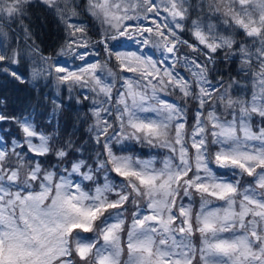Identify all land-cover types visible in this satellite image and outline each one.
<instances>
[{
    "label": "snow or ice",
    "instance_id": "1",
    "mask_svg": "<svg viewBox=\"0 0 264 264\" xmlns=\"http://www.w3.org/2000/svg\"><path fill=\"white\" fill-rule=\"evenodd\" d=\"M20 85L0 264H264V0H0Z\"/></svg>",
    "mask_w": 264,
    "mask_h": 264
},
{
    "label": "trees",
    "instance_id": "2",
    "mask_svg": "<svg viewBox=\"0 0 264 264\" xmlns=\"http://www.w3.org/2000/svg\"><path fill=\"white\" fill-rule=\"evenodd\" d=\"M31 23L33 29L36 32L37 43H40L46 54L50 53L53 50V45L58 43V36L60 34L57 31V25L54 22L44 18L42 13L39 11H35L33 13ZM125 47H127V45ZM27 95V90L23 85H20L18 88L9 86L3 93V96H0V107L5 106L4 102L6 98L8 107L19 108L27 102ZM84 110H87L86 107ZM144 151L147 152V149Z\"/></svg>",
    "mask_w": 264,
    "mask_h": 264
}]
</instances>
